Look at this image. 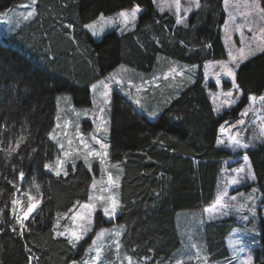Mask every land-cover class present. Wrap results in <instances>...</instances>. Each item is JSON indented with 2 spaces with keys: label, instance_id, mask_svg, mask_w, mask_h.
<instances>
[{
  "label": "trees",
  "instance_id": "trees-1",
  "mask_svg": "<svg viewBox=\"0 0 264 264\" xmlns=\"http://www.w3.org/2000/svg\"><path fill=\"white\" fill-rule=\"evenodd\" d=\"M19 1L0 0V11ZM36 1L34 24L18 30L12 43L0 40V264H73L84 257L85 241L73 247L56 234V222L89 201L94 176L84 161L68 164L66 175L45 168L58 149L51 138L58 98L68 93L76 106H90L94 82L121 65L151 73L162 55L198 66L195 80L162 104L155 120L115 91L110 153L122 168L117 169L122 251L144 264L170 261L182 243L178 213L212 205L226 161L244 155L218 146L217 138L220 126L247 105L250 95L264 93V50L237 68L242 99L218 115L203 70L207 61L225 57L224 0H200L186 26L160 13L152 0ZM136 5L142 12L132 30L109 31L96 40L85 28L100 15ZM245 153L264 207V142ZM21 172L28 182L41 184L42 199L23 228L14 218L13 204ZM235 225L233 218L206 224L212 260L229 256L226 238ZM254 253L255 263L264 264V222Z\"/></svg>",
  "mask_w": 264,
  "mask_h": 264
},
{
  "label": "rangeland",
  "instance_id": "rangeland-1",
  "mask_svg": "<svg viewBox=\"0 0 264 264\" xmlns=\"http://www.w3.org/2000/svg\"><path fill=\"white\" fill-rule=\"evenodd\" d=\"M152 1L160 13H169L179 26H186L189 17L198 8L195 0H180L179 9L175 0ZM136 6L121 11L131 10ZM38 9L37 1L33 4L32 0H20L0 11V40L10 43L18 30L34 24L39 14ZM139 9L134 22L129 21L125 24L118 16L119 12L110 16L102 15L92 23L91 25H95V34L92 29L87 28V30L91 32L93 38L99 40L109 31L116 30L122 33L133 29L142 12L140 6ZM261 9H264V0H259V8L256 7L254 0H224L225 20L222 33L225 57L207 61L203 70L204 84L218 115L231 110L242 99L243 93L236 81L237 68L264 50V11ZM29 11H32L33 15L25 19ZM178 20L182 22L178 23ZM70 38L79 44L76 37ZM233 57L236 59L234 60ZM224 65L233 70L234 77L226 75ZM197 71L196 65L162 55L157 60L156 69L151 73L121 65L101 80L94 82L90 86V106H76L72 95L68 93L59 96L56 124L51 134L58 149L53 160L47 163L51 168L46 170L53 174L59 170L60 175H65L68 164L84 161L94 176L93 184H95V187L92 185L90 193L93 198L91 201L77 204L69 214L59 216L56 222V234L65 232V235L59 237L68 240L73 231L80 233L82 226L88 229L84 238L76 242L75 246H81L85 241V255L73 264H144L125 254L120 245L124 227L117 222L121 179L117 169L120 167L122 170V168L119 162L111 159L110 153L113 93L121 92L138 113L155 120L166 103L168 104L182 89L193 83ZM105 84L108 86L107 89L104 87ZM105 92L108 93L107 96L104 95ZM228 93L231 95L229 96ZM253 97L255 99H250ZM261 97H264V93L261 96L250 95L247 105L235 117L229 118L220 126L218 146L227 148L233 153L242 152L244 155L226 161L213 205L178 213L181 247L169 262L163 264H246L249 257L251 264H255L254 250L261 242L264 207L261 206L259 191L254 185L255 175L245 152L264 142V100H261ZM149 100L155 103L151 105ZM240 121L243 123H239ZM93 137L101 143H97ZM232 137L248 147H237ZM101 144H106L108 147L102 148ZM105 151L107 156L102 155ZM58 159L62 162L61 165L57 164ZM29 179L23 175L20 182L23 187L18 188L19 193L14 206L18 224L20 222L17 217L22 216L23 211H27L28 205L35 204V211L42 200L39 193L41 184L38 181L28 182ZM233 180L237 182L232 183ZM29 195L33 197L32 201H29ZM233 197L235 199H232ZM112 199L117 201L116 212L106 216L103 209L105 207L111 209ZM88 203L94 204L95 208L90 210L81 207ZM227 218H233L236 223L226 239L229 256L213 261L206 249L204 228L208 223ZM25 221L23 220V225ZM101 230L108 231L97 240V234ZM93 240H97L96 245L92 244ZM97 248L100 250V256L99 259H94ZM30 264L34 262L30 261Z\"/></svg>",
  "mask_w": 264,
  "mask_h": 264
},
{
  "label": "snow or ice",
  "instance_id": "snow-or-ice-1",
  "mask_svg": "<svg viewBox=\"0 0 264 264\" xmlns=\"http://www.w3.org/2000/svg\"><path fill=\"white\" fill-rule=\"evenodd\" d=\"M32 3L35 4L36 3V0H32ZM175 3H176V6H177V9H179L180 0H175ZM254 3L256 5V7L259 8V0H254ZM195 5H196V7H199V0H195ZM25 7H28V6L25 5ZM188 10H191V9H188ZM139 11H140L139 6H136V7H134L131 10L121 11L118 14V16H119V18H121L123 20V22L125 24H127L129 21H133L134 22L136 20L137 13ZM261 11H264V9H261ZM32 15H33V12L32 11H29L27 13V16L25 17V19L31 17ZM177 22L180 23L182 21L181 20H178ZM86 27L89 28V29H92L93 32H94V34H95V25H86ZM240 51H241V54L243 55V49H241ZM233 59L235 60L236 58L233 57ZM224 71H225L226 75L233 76L234 77L233 70L231 68H229L227 65H224ZM104 87L107 89L108 86L105 84ZM104 95L107 96L108 93L105 92ZM228 95L230 96L231 93H228ZM250 99H255V98L253 97V98H250ZM261 100H264V97H261ZM101 111H103V109H101ZM239 123H243V121H240ZM93 139H96V137H93ZM232 139H233V141H234V143L236 144L237 147H248V145H246V144H241L240 141L237 140L235 137H232ZM96 142L97 143H101L100 140H98V139H96ZM17 147H19V143H17ZM101 147L106 149L108 147V145L101 144ZM89 154H91V153H89ZM96 154L97 155H101V153H96ZM102 155L107 156V152L105 151ZM57 164L58 165H61L62 162L58 159L57 160ZM45 168H49L50 169L51 168V165L46 164L45 165ZM55 174L56 175H60V171L57 170ZM66 174L67 173H65V175ZM23 175H24V173L21 172L20 173L21 178H23ZM236 182H237L236 180H233L232 181V183H236ZM93 187H95V184H93ZM28 199H29V201H32L33 200V197L31 195H29L28 196ZM92 199L93 198L90 196L89 197V200L91 201ZM232 199H235V197H233ZM15 203H16V201H13V204L14 205H15ZM225 206L227 207L228 205H225ZM35 207H36L35 204L30 203L28 205L27 211H23L22 212V216L17 217L18 222H20V224H21V228L24 227L23 220H27L28 219L30 213L32 211H34ZM81 207L91 210V209H94L95 208V205L92 204V203H88V204L82 205ZM116 208H117V201L115 199H112L111 209H109L108 207H105L103 209L104 210V214L106 216L111 215V214H114L116 212ZM13 231H15V229H13ZM87 231H88V229L87 228H83V226H82V231L80 233H77V232L73 231L71 233V238L68 240V242L70 244H72L73 247H75L76 246V242H78L81 239H83L84 238V234ZM106 231H108V230H101V232L97 234V240L100 239L103 236L104 232H106ZM20 234L23 235V232H21ZM57 235L58 236H63V235H65V232H57ZM97 240H93L92 241V244L93 245H96L97 244ZM99 256H100V250H99V248H97V255H96V257L94 259H99ZM128 259L130 260V258H128ZM246 264H251V258L250 257L248 258Z\"/></svg>",
  "mask_w": 264,
  "mask_h": 264
},
{
  "label": "crops",
  "instance_id": "crops-1",
  "mask_svg": "<svg viewBox=\"0 0 264 264\" xmlns=\"http://www.w3.org/2000/svg\"><path fill=\"white\" fill-rule=\"evenodd\" d=\"M119 12H121V11H118L117 13H119ZM109 16H110V15H109ZM100 17H102V15H100L97 19H95V20H93V21L87 23L86 25H91L92 23H95ZM86 25H85V28H86V30H87ZM133 29H134V27H133ZM129 30H132V29H129ZM87 31H88V30H87ZM88 32L91 34L90 31H88ZM125 32H126V31H125ZM122 33H124V32H122Z\"/></svg>",
  "mask_w": 264,
  "mask_h": 264
}]
</instances>
